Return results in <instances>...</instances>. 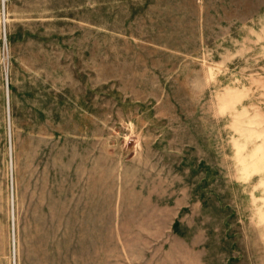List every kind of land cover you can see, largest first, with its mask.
Listing matches in <instances>:
<instances>
[{
  "label": "rangeland",
  "instance_id": "rangeland-1",
  "mask_svg": "<svg viewBox=\"0 0 264 264\" xmlns=\"http://www.w3.org/2000/svg\"><path fill=\"white\" fill-rule=\"evenodd\" d=\"M4 2L0 264H264V0Z\"/></svg>",
  "mask_w": 264,
  "mask_h": 264
},
{
  "label": "bare ground",
  "instance_id": "bare-ground-1",
  "mask_svg": "<svg viewBox=\"0 0 264 264\" xmlns=\"http://www.w3.org/2000/svg\"><path fill=\"white\" fill-rule=\"evenodd\" d=\"M4 12H5V4H4ZM4 15V14H3ZM4 17V16H3ZM4 29V28H3ZM13 218V217H12Z\"/></svg>",
  "mask_w": 264,
  "mask_h": 264
},
{
  "label": "water",
  "instance_id": "water-1",
  "mask_svg": "<svg viewBox=\"0 0 264 264\" xmlns=\"http://www.w3.org/2000/svg\"><path fill=\"white\" fill-rule=\"evenodd\" d=\"M4 3H5V2H4V0H3V11H4Z\"/></svg>",
  "mask_w": 264,
  "mask_h": 264
}]
</instances>
